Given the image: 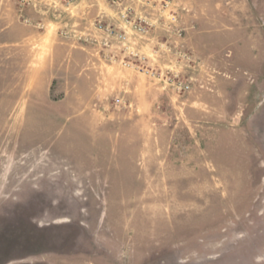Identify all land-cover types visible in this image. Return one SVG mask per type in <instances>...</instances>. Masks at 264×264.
<instances>
[{"label": "rangeland", "instance_id": "obj_1", "mask_svg": "<svg viewBox=\"0 0 264 264\" xmlns=\"http://www.w3.org/2000/svg\"><path fill=\"white\" fill-rule=\"evenodd\" d=\"M157 1L156 75L93 82L73 6L0 0V264H264V0Z\"/></svg>", "mask_w": 264, "mask_h": 264}, {"label": "built area", "instance_id": "obj_2", "mask_svg": "<svg viewBox=\"0 0 264 264\" xmlns=\"http://www.w3.org/2000/svg\"><path fill=\"white\" fill-rule=\"evenodd\" d=\"M23 4H30L32 0H20ZM110 5L118 9V14L120 19L124 22L125 25L129 27V29L135 33L138 34H144L153 27L154 23L150 20L151 18L148 16H142L138 15L136 10L127 2L126 0H108ZM140 1L144 4L146 7L152 6V4L157 0H136ZM173 0H161V3L158 5H161V8H159L157 11L164 12L166 9L171 5ZM54 3L63 5L65 7H71L74 5L75 0H53ZM158 2V1H157ZM55 5V6H56ZM158 5H155L157 8ZM154 8V7H153ZM176 18V17H175ZM95 26L103 31L104 38L101 41L102 46L104 49H111L112 46L117 42H120L122 44H126L129 39V33L124 29H119L114 26L108 25L103 22H97ZM78 29L76 28H63L61 30V35L65 38L73 37L77 40V42L80 43H94L95 38L91 34L89 37L78 33ZM178 33H181L179 31ZM115 41V42H114ZM113 49V48H112ZM108 60L110 62L118 61L120 62L124 67L136 69V70H142L146 73H150L152 75H156L154 72V69L150 67L149 58L145 55L137 51L136 49H129L127 46L123 48V50L120 52V54L116 53H110L107 56ZM181 89L189 90V85H184V87L179 86Z\"/></svg>", "mask_w": 264, "mask_h": 264}, {"label": "crops", "instance_id": "obj_3", "mask_svg": "<svg viewBox=\"0 0 264 264\" xmlns=\"http://www.w3.org/2000/svg\"><path fill=\"white\" fill-rule=\"evenodd\" d=\"M128 1L129 0H126L125 3ZM72 6L75 8V17H79V19L75 18V23L78 24L80 29L90 32L95 38L94 43L89 44L88 47H79L87 56L85 65H88L90 80L93 82H100L104 75L103 81H111L113 62H110L107 56L110 53H116L117 50L114 52V46H112L113 49H104L101 44L104 33L102 30L98 29L95 24L101 21L116 28L124 29L128 33L129 28L120 19L118 9L110 5L108 0H75ZM145 11L148 12L150 9ZM59 12L64 14L65 11L64 9H59ZM116 54H118V52Z\"/></svg>", "mask_w": 264, "mask_h": 264}]
</instances>
